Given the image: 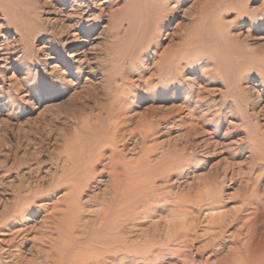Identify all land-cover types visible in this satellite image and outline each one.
I'll list each match as a JSON object with an SVG mask.
<instances>
[{
    "label": "rangeland",
    "instance_id": "rangeland-1",
    "mask_svg": "<svg viewBox=\"0 0 264 264\" xmlns=\"http://www.w3.org/2000/svg\"><path fill=\"white\" fill-rule=\"evenodd\" d=\"M199 32L210 34L205 44L179 62L173 58L158 75L161 62L178 45L197 41ZM211 51L217 55L207 59ZM219 58L227 72L214 70ZM116 101L125 123L96 122ZM73 131L82 134L76 140L87 152L69 175L61 150ZM70 177L83 183L75 191L80 229L98 227L90 220L102 217L111 188L118 187L119 200L110 204L118 214L108 215V234L134 252V245L155 240L157 249L138 258L140 264H181L180 246L165 240L164 219L162 236L149 233L160 217L188 216L169 213L166 202L178 201L173 194H185L202 177L220 185L221 203L193 213L199 237L186 251L194 257L190 263L207 264L210 253L197 255L195 249L206 240L201 234L208 215L241 207L243 191L246 212L254 211L248 215L251 231L264 233V0H0V224L12 211L19 184L42 178V192L54 193L38 198V212L24 217L35 228L16 236L26 233L25 244H4L12 231L0 229V250L15 254H0V264L20 256L22 264H38L29 239L56 238L52 222L61 216L71 186L54 190L50 180Z\"/></svg>",
    "mask_w": 264,
    "mask_h": 264
},
{
    "label": "bare ground",
    "instance_id": "bare-ground-1",
    "mask_svg": "<svg viewBox=\"0 0 264 264\" xmlns=\"http://www.w3.org/2000/svg\"><path fill=\"white\" fill-rule=\"evenodd\" d=\"M73 1L77 2L78 0H73ZM78 6H80V4H78ZM207 35H203L202 33L199 32V35L197 33L196 36L193 37L196 40L198 39L197 41L192 40L191 43L185 41V43H183L182 45H178L179 48L176 50L179 51L170 55L172 56L170 60L166 62L165 61L161 62L160 66L156 68V71L158 72L157 74L162 75L166 73L170 68V62L174 60L173 58H175L176 61L179 62V60L182 58L183 55H185L188 52H191L193 49L194 51L199 49V46H203L205 44L206 38L207 37L210 38V34ZM166 54H167V50L164 49L161 54V57H164ZM209 55L215 57V55H217V52L211 51L209 53H206L205 56L207 59H209L208 58ZM196 58L197 60L198 58L202 60L203 56L202 55L197 56ZM213 62H214L215 71L221 70L227 72L229 70L228 69L229 66L224 61L222 62L221 58H219V60L215 59V61ZM246 63L252 64V66L255 65L253 61H246ZM154 74L155 73L151 74L150 76L151 79H153ZM107 95L108 94H106V96ZM119 99L121 98L119 97ZM113 102L114 101H112V103ZM117 102L119 101H116V103L114 104V106L116 105L115 107L114 106L106 107L104 111L106 115L102 118H96V122H99L102 119H106L109 120L110 123L114 122L119 126L124 124L125 121L122 116L124 110L122 109L120 102L119 103ZM82 123L83 125H85L84 126V130H85V127H87L88 125L85 121ZM115 128H117V126ZM81 135L82 134L78 131H73V133H70V137L66 139L61 150L62 153L65 155L64 161L68 164V167H66V172L69 175L72 170L77 171L76 165L80 163L81 159H86V155H84V153L87 152L86 151L87 148L84 147L83 149V145H80L79 142H77L76 140V138H78ZM93 139L95 140L96 138L93 137ZM162 156H164V154ZM162 159L159 162H162ZM140 170H141L140 172H143V170L145 169H140ZM211 177H213V174L211 175ZM213 178L216 180L215 177ZM214 179L208 180V178L202 177L198 180L197 184H195L192 187H188L185 194H179V193L173 194L175 198L178 199V201L176 200L174 201V198L173 199L171 198L172 201L170 203L166 202L168 203L169 206L167 207V205H165L166 210L168 208L169 213L170 212L174 213V216L176 214L179 215L180 217L182 215L186 216L187 214L188 216L186 218H180V219H175V218L169 219V217L165 218V216L160 217L158 218L159 220L156 222V224H154L153 232L151 231V233H149L150 234L149 236H152V238L159 237L160 235L162 236V232L159 226H162L160 222H162L161 220L164 219L163 228L165 230V234H164L166 236L165 240L166 242L169 243L174 242L177 246H180L181 251L180 250L178 251H180L179 262L181 264H192L190 262L194 261V257L186 253V251H190L191 246H193V243L199 237L197 234L199 221H198V217L194 216L193 213H195V211L199 209L203 204H207V206L213 209L220 207L219 203H221V201L217 193V188L220 185L217 183V181L215 182ZM42 180H43L42 178H39L34 185L33 183L31 184V182H28L26 185L23 183L18 185L17 190L15 191L16 193L13 195V200L11 203L12 211H9L8 214H4L5 216L3 215L5 220H3L0 224L1 226L0 229H6L8 231H12L11 237L13 236V238L9 237V239L1 240V242H3L4 244L10 245L11 243H15L18 246H22L27 242L25 236L29 233L28 230L34 231L32 229L34 228V225L33 226L32 225L27 226L28 224L25 225L24 217L26 215L36 214L38 212V209L34 206V202L38 198L49 199V197H51L54 194L51 193V195H49L47 194V192L46 193L42 192L45 191L41 187L42 186L41 183L43 182ZM58 180L55 179L50 180L52 188L54 190L55 188H59V187L65 188L68 187V185L71 186L69 191L65 192L64 194V196H66L64 197V201L63 199L61 200L65 205V208L60 213L61 216L59 218L56 217L55 220L52 222V228H53L52 233H56L57 236L56 238L54 237L50 238L49 236L45 235L47 236L46 238L43 236H39V237L37 236L38 238L29 239L30 241L33 242L30 249H28L29 252L33 256L40 255L39 256L40 260L38 261V264H49L51 262L52 264H140L141 263L140 260L138 261L140 263L137 262L138 258L145 259L146 257L149 256L150 250L156 247L155 244H157V242L155 240H151V243H145L142 246L134 245L137 248L134 252L131 251L130 249L129 250L124 249V247L119 246L118 235L108 234V231L111 229V226L113 224L112 221L108 220V215L115 214L116 216L118 214V211L110 206V204L113 201L119 200V195L117 193L118 187L116 186L111 188L113 191L112 193L114 195L111 197V199L107 200L108 202L107 204L109 205L107 204L102 205L103 206L101 210L102 217L99 220L96 219L90 220L91 225H98V227L92 226L88 228L85 224L83 228L81 229L78 228V224L80 221L78 218L79 209L76 206L77 200L75 198V191L78 190L80 191L83 183L79 184L78 180L77 181L72 180L70 182L71 177L68 179H64L62 182H60L61 179ZM187 186H189V184ZM54 190H52V192ZM167 197L168 196H164L161 199L166 201ZM238 197L240 199L241 207H238L236 210L229 213L218 212L216 214L214 213L208 215L205 228L202 230V234H201V236H203L206 240L204 241V244H202L201 246L195 249L197 255H200V253L206 251L210 253L208 255V258L205 259V262H207V264H264V233L256 234L255 232L251 231L252 218L248 217V215H250L251 213L254 214V211L246 212L247 209L249 208L248 207L249 197L247 196L246 192L243 191L242 193L239 194ZM48 205L49 204H45V205L43 204L41 205V207L44 206L46 208ZM187 205L189 206L188 208L189 211L183 209V207ZM170 206L173 209H178V211L172 212L175 210H171ZM179 206H181V208ZM56 211L57 210H53L50 214L52 213L55 214ZM145 211H147V209ZM163 211H165V209ZM177 218L179 217L177 216ZM17 225L20 226L22 225V228L21 227L16 228L15 226ZM231 228H232V232L226 235V231H228ZM26 230L28 233L26 232ZM49 230L50 229H47L46 231L48 232ZM23 232H26L27 234L24 233L25 235H23L20 239L16 240V236H18ZM76 232L79 234H76ZM46 242L50 243L49 250L43 249V246H46L45 245ZM227 244L229 246H227ZM169 250L171 249L169 248ZM10 251L11 250L9 249L0 250V254L5 253L4 258L5 257L13 258L15 254H12ZM178 251L176 252L179 253ZM222 251L224 252L222 253ZM117 253H119L118 256ZM20 257H21V261L24 260L22 256ZM211 257H214V259L211 262H208L209 258ZM2 258H3L2 255H0V263L2 261ZM21 261H14L11 263L22 264L23 261L22 262Z\"/></svg>",
    "mask_w": 264,
    "mask_h": 264
}]
</instances>
